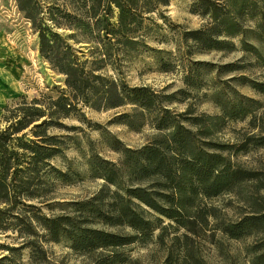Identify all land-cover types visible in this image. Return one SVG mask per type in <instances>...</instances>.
<instances>
[{
	"label": "trees",
	"instance_id": "16d2710c",
	"mask_svg": "<svg viewBox=\"0 0 264 264\" xmlns=\"http://www.w3.org/2000/svg\"><path fill=\"white\" fill-rule=\"evenodd\" d=\"M13 1L36 37L39 60L65 88L4 109L0 235L12 245L0 244V264H51L48 244H64L89 264H141L127 248L153 242L165 251L164 264H207L197 241L221 246L217 235L249 240L248 263L264 264V163L248 169L236 161L264 152V80L251 76L264 69V0H194L191 11L204 22L195 30L171 23L165 10L172 0ZM165 28L176 36L175 52L148 44ZM237 51L236 61L221 65L193 59ZM144 54L160 73L183 67V88L130 86L122 68ZM207 85L215 115L189 102ZM185 102L181 112L172 108ZM81 108L123 110L109 125L147 126L154 135L137 149L109 135L118 162L92 149L87 160L89 178L103 182L98 191L58 202L57 186L82 176L65 156L76 138L51 132L76 131L61 123L71 117L101 130ZM233 122L246 128L220 142L217 134Z\"/></svg>",
	"mask_w": 264,
	"mask_h": 264
},
{
	"label": "rangeland",
	"instance_id": "374dc122",
	"mask_svg": "<svg viewBox=\"0 0 264 264\" xmlns=\"http://www.w3.org/2000/svg\"><path fill=\"white\" fill-rule=\"evenodd\" d=\"M194 0H172L165 14L171 23L181 26L185 30H195L203 25V21L191 11ZM160 23V22H158ZM176 36L166 28L151 36L148 44L158 50L175 52L174 42ZM86 45H78L76 49L85 51ZM241 52L234 54L210 53L196 56L193 59L206 61L213 64H226L236 61ZM123 76L130 86H148L156 91L169 87L173 92L183 88L182 78L184 69L177 67L171 73H160L151 55L144 54L135 59L131 64L123 66ZM255 79L264 80V69L256 68L251 75ZM223 79H227L225 76ZM63 77L53 72L50 67L39 60L36 37L30 25L17 11L13 0H0V128L5 127L2 120L4 109L13 107L25 99L28 102L42 96L56 97L58 91L64 89ZM242 94L252 96L247 88L239 89ZM207 93L208 98L203 99L202 94ZM209 92V85L189 102H192L201 113L215 115L218 113ZM187 103L172 106L178 112L183 111ZM86 120L101 127L94 131L87 125L71 117L61 121L64 126L77 128L70 133L67 131H52L58 136H72L76 138L65 151L66 160L71 161L72 167L81 173L82 179L71 186H57L55 200L58 202H72L90 198L103 184L101 180L89 178L87 160L89 150L101 158L118 162L120 155L111 150L108 139L114 136L125 147L137 149L145 145L154 135V131L145 126L140 132H134L125 126L110 124V121L123 110L94 111L81 108ZM245 123H229L219 134L220 142H233L238 133L244 131ZM236 161L244 168H260L264 163V152L252 153L248 156H238ZM54 164L59 165L56 161ZM225 201V199H222ZM223 201V202H224ZM222 204L221 200L215 205ZM220 245L211 244L206 240H198L200 254L207 264H249L246 254V241H228L221 236H216ZM0 244L12 245L10 239L0 235ZM51 264H89L78 255L73 254L64 244H48L45 246ZM127 254L137 259L141 264H164L165 251L155 242L141 246L139 244L127 248ZM2 252L0 251V257ZM28 255L23 253V262L27 263Z\"/></svg>",
	"mask_w": 264,
	"mask_h": 264
}]
</instances>
